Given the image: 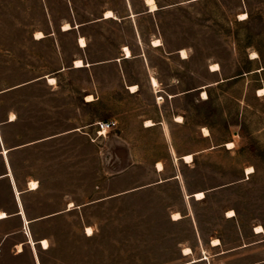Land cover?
I'll return each instance as SVG.
<instances>
[{"label": "rangeland", "instance_id": "rangeland-1", "mask_svg": "<svg viewBox=\"0 0 264 264\" xmlns=\"http://www.w3.org/2000/svg\"><path fill=\"white\" fill-rule=\"evenodd\" d=\"M154 1L0 0V264H264V0Z\"/></svg>", "mask_w": 264, "mask_h": 264}, {"label": "bare ground", "instance_id": "bare-ground-1", "mask_svg": "<svg viewBox=\"0 0 264 264\" xmlns=\"http://www.w3.org/2000/svg\"><path fill=\"white\" fill-rule=\"evenodd\" d=\"M145 3H147L150 6L151 9H156L157 8V4L155 3L154 0H145ZM110 16H115L114 12L111 9H106L104 11V17H110ZM239 19H245V12L239 13ZM67 28H70V24L68 22H66L64 24V29H67ZM42 35H43L42 31H37L36 32V37H39V36H42ZM78 40H79V43H80L81 46L86 45V41H85L84 36H79ZM153 42H154V45H159L160 39H155ZM123 49H124V52H125L126 56L131 55L130 48L127 45H124ZM180 52H181V56L186 57V51H185L184 48H182L180 50ZM252 54H253L252 55L253 57L257 56V54L255 52H252ZM82 65H84V61L82 60V58H77V59L74 60V66L75 67H80ZM217 68H218V63L217 62H214V64H211V68L210 69L212 71H214ZM47 79H48V82H50V83L55 81V77L54 76H48ZM151 82L153 83L154 86H157V84H158L157 78L154 75H151ZM128 87H129V89L131 91H135L137 89V84H129ZM258 90H259V92H258L259 94H263L264 93V89L263 88H259ZM201 91H202L201 92L202 93V97L206 98L208 96L207 91H205L204 89H202ZM92 98L93 97H92L91 94H88L86 96V100H91ZM181 118H182V115H179V116H176L175 120H179ZM144 124L145 125H151V124H153V121L151 119H146ZM164 127L166 129H168L167 126H166V123H164ZM203 130H204V132L206 134H208V132H209L208 127L203 126ZM227 145H229L230 147H233V142L232 141L227 142ZM183 158L185 160H187V161L191 160L192 159V154L191 153L183 154ZM156 164H157L158 169L162 170L163 164H161L160 162H157ZM7 166H8V169H9L8 174L12 178V183L14 184V187H15V190H16V193H17V199H18L19 210H20L19 213L21 214L23 222L25 224V228L27 229L29 220L27 219V217L25 215V211H24V208L22 206V203H21V200H20V197H19V191L16 188V185H15V182H14V178H13V175H12V172H11V169L9 167L8 162H7ZM247 171L248 172L252 171V167H247ZM29 185H30V188H36L37 187V181L36 180H32V181H30ZM193 194H194V196L196 198H199V197H202L204 195V191L203 190H199V191L194 192ZM70 204H72V203H70ZM228 213H229L228 215H232L233 210H228ZM8 215L9 214L6 211H4V210L0 211V218L6 217ZM177 217H180L179 212H174L173 213V218H177ZM262 230H263L262 225L258 224V225L255 226V231L256 232H261ZM27 232H28V242L31 244V246H32V248L34 250V254L36 256L37 263L40 264V261H39L38 255H37V251L35 249L36 241L33 239V237L30 234V232L29 231H27ZM86 232H87V234H92V227L90 225L86 226ZM38 242L41 243L43 249H47L49 247V242H48V240L46 238H41V239L38 240ZM219 242H220L219 238L213 239V244H218ZM17 246H18L17 250L19 252L23 250L22 242L18 243ZM190 251H191V247L190 246H185L183 248V253H189Z\"/></svg>", "mask_w": 264, "mask_h": 264}, {"label": "built area", "instance_id": "built-area-1", "mask_svg": "<svg viewBox=\"0 0 264 264\" xmlns=\"http://www.w3.org/2000/svg\"><path fill=\"white\" fill-rule=\"evenodd\" d=\"M117 124L115 119H100L94 122V131L96 136L105 135L108 131L113 129Z\"/></svg>", "mask_w": 264, "mask_h": 264}, {"label": "crops", "instance_id": "crops-1", "mask_svg": "<svg viewBox=\"0 0 264 264\" xmlns=\"http://www.w3.org/2000/svg\"><path fill=\"white\" fill-rule=\"evenodd\" d=\"M156 3V2H155ZM147 4V3H146ZM148 5V4H147ZM19 210V209H18ZM17 210V212L16 213H14V215H20L21 216V214L19 213V211ZM21 218H22V216H21ZM1 219V218H0ZM22 221H23V219H22ZM24 223V222H23ZM24 227H25V224H24ZM27 242H28V238H27ZM36 243H38V241H36ZM22 251H18L17 250V252H16V254H19V253H21Z\"/></svg>", "mask_w": 264, "mask_h": 264}, {"label": "water", "instance_id": "water-1", "mask_svg": "<svg viewBox=\"0 0 264 264\" xmlns=\"http://www.w3.org/2000/svg\"><path fill=\"white\" fill-rule=\"evenodd\" d=\"M43 77H45V78H47V75H43ZM9 164V163H8ZM9 167H10V165H9ZM8 168V167H7ZM6 175H9L8 174V171H6L4 174H2L1 176H6ZM10 180H11V183H12V178L10 177ZM13 190H14V187H13ZM18 211H20V210H18Z\"/></svg>", "mask_w": 264, "mask_h": 264}, {"label": "trees", "instance_id": "trees-1", "mask_svg": "<svg viewBox=\"0 0 264 264\" xmlns=\"http://www.w3.org/2000/svg\"><path fill=\"white\" fill-rule=\"evenodd\" d=\"M16 180H17V177H16Z\"/></svg>", "mask_w": 264, "mask_h": 264}]
</instances>
